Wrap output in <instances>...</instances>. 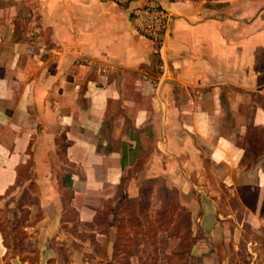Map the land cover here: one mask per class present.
<instances>
[{
  "label": "crops",
  "instance_id": "obj_1",
  "mask_svg": "<svg viewBox=\"0 0 264 264\" xmlns=\"http://www.w3.org/2000/svg\"><path fill=\"white\" fill-rule=\"evenodd\" d=\"M165 6L173 21L158 51L112 3L0 0V202L27 167L38 264L53 257L45 243L62 215L58 142L78 170L80 220L96 227L79 213L84 197L116 198L110 218L163 180L190 213L192 264H231L241 246L264 264V0Z\"/></svg>",
  "mask_w": 264,
  "mask_h": 264
},
{
  "label": "rangeland",
  "instance_id": "obj_2",
  "mask_svg": "<svg viewBox=\"0 0 264 264\" xmlns=\"http://www.w3.org/2000/svg\"><path fill=\"white\" fill-rule=\"evenodd\" d=\"M60 173L62 175L65 174L64 171H60ZM22 176L23 178L18 181L16 186L11 188L8 197L5 198L4 202H0V226L6 234V244L9 248L6 254L0 240V264H5L6 261L12 264L14 255L16 254L24 257L30 256L37 245L36 235L39 232V228L35 221L37 215L36 206L35 208L32 207L33 209L30 210L28 221L24 224L26 228L23 229L18 225L21 210L26 209L30 203L32 204L34 200H37V197L33 195L36 191V184L32 181H26L25 172ZM153 184H155V188L157 189H161L163 186L166 187L163 180H156ZM168 190L172 194V190L174 189ZM95 197L96 196H93L91 199L84 197L85 206L87 208L85 207L82 211L80 210L79 213H82L83 217L84 215L92 217L94 215L98 224L96 227L93 222L85 221V219L80 220V217L74 222L72 221L74 218L73 213L66 214L62 212L61 218L67 225V229H70L75 225L78 232L85 234V239L80 240L77 237L72 236L67 230H62V228H60V223L57 230L51 234L50 238L45 243L49 255L53 256L52 259H50L51 264H119L118 260L111 258V248L116 239L118 233L117 227L120 222L127 225V227L119 230H121L122 240H124L133 255L129 259V264H192L190 258L186 257V252L176 250L172 247V243L167 240L165 232H160V241H158L157 238L153 239L152 237L153 229L151 226H157L153 223V220L155 219V208L159 204L158 195L152 196L147 212L140 213L138 209L136 210V219H133L130 215L131 212L126 208L129 204H133V202L125 203L118 201V203H115L112 207L110 218H107V220L102 223L100 222V213L103 210L104 205L108 202L110 208L112 202L116 198L100 201V197ZM221 197L223 200L229 199V195L224 190H222ZM127 198L129 200L131 199L130 196H127ZM140 198L134 204H137L140 201ZM93 202H95V204H93ZM89 204L102 207L92 209L91 206L89 208ZM110 226L112 227L111 229ZM113 228L117 231L115 236ZM106 237L109 244L106 242ZM259 238L260 241L264 239L263 237ZM261 243V252L264 253V241ZM155 244L157 249V259L153 251ZM245 251L246 249L244 246L239 247L238 255L235 258H231L228 254L230 257V259L228 258V261H231V264H248L250 259H248L246 254L243 253ZM120 253L121 254L117 255L119 258H122L123 252ZM225 254L227 255L226 252Z\"/></svg>",
  "mask_w": 264,
  "mask_h": 264
},
{
  "label": "trees",
  "instance_id": "obj_3",
  "mask_svg": "<svg viewBox=\"0 0 264 264\" xmlns=\"http://www.w3.org/2000/svg\"><path fill=\"white\" fill-rule=\"evenodd\" d=\"M58 146L60 148L59 157L63 164V167L61 168V171H64L65 174H58L57 181H58V187L60 190V199L62 203V212L69 214L73 213V220L76 222L78 218L77 211L72 208L71 201L74 197V188H73V175L78 174V170L76 169L74 164H71L67 158H66V145L61 144L58 142ZM25 176L28 179L29 175L27 173L28 168L24 167ZM19 181V171H18V178L16 180V184ZM157 194L159 196L160 206L159 209L155 213V219L153 220V223L157 226H151L153 229L152 237L153 239H156L158 233L160 231H165L168 233L169 237H174L178 239V246L176 250H182V251H189L192 246L193 242L191 241L192 238V231H191V218L190 213L183 207L179 205L178 199H177V193L175 190H172V194L170 191L163 186L161 189L157 190ZM151 192L144 194L140 201L137 204H129L126 208L131 213L130 215L135 218V212L138 209L139 212L144 213L147 212L149 206H150V199H151ZM30 205L36 206L37 209V215L36 220L39 221L42 218V211L39 208L38 200H34L33 203ZM106 208L103 209V211L100 213V222H104L107 220V214L108 210ZM30 215V210L28 208L21 210V216L20 221L18 225L25 229L26 227L24 224L28 221V216ZM96 226L97 219H94ZM164 221V222H163ZM62 230H67L71 235L77 236L80 239H83V234H78L76 226L73 225L70 229H67V225L63 222L62 218L60 220ZM127 227V225L123 222H120V224L117 227L118 233H117V240L113 245L112 248V259L118 260L119 264H129V259L133 256L131 251L128 249L127 245L125 244L124 240H122L121 236V230L122 228ZM149 227V226H148ZM0 235L2 238V244L6 251H8V246L6 244V234L3 230V228L0 226ZM90 237V236H89ZM91 240V239H90ZM123 249V250H122ZM154 255L157 259V249L156 244L155 248H153ZM120 252H123L122 258H119L117 254H121ZM18 259L21 263H27V264H38L39 258H40V251L35 248L32 254L28 257L20 256V255H14L13 260ZM5 264H10V262H7ZM47 264H51V260L47 261ZM141 264V263H140Z\"/></svg>",
  "mask_w": 264,
  "mask_h": 264
},
{
  "label": "built area",
  "instance_id": "obj_4",
  "mask_svg": "<svg viewBox=\"0 0 264 264\" xmlns=\"http://www.w3.org/2000/svg\"><path fill=\"white\" fill-rule=\"evenodd\" d=\"M112 3L120 8L130 10V20L136 34L150 41L155 48L161 50L169 36L173 21L171 12L165 3L179 0H98ZM188 1V0H183Z\"/></svg>",
  "mask_w": 264,
  "mask_h": 264
}]
</instances>
